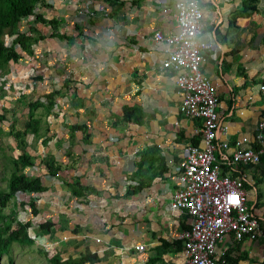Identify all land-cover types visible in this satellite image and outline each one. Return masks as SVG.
<instances>
[{
  "label": "crops",
  "instance_id": "crops-1",
  "mask_svg": "<svg viewBox=\"0 0 264 264\" xmlns=\"http://www.w3.org/2000/svg\"><path fill=\"white\" fill-rule=\"evenodd\" d=\"M118 1L44 0L35 7L61 20L58 32L66 39L49 36L48 25L33 23L44 26L46 37L33 47L32 62L46 61L45 74L58 79L55 89L68 81L45 115L44 134L34 148L26 146L33 164L25 170L46 188L30 195L37 213L30 211L29 197L14 203L24 202L23 220L31 222L32 233L46 219L53 223L36 237L61 260L88 249L100 258L97 264H175L181 223L187 219L169 207L177 186L174 167L197 137L193 130L200 121L179 113L174 75L158 68L165 51L153 33L173 30L174 21L162 7L174 0ZM199 4L203 38L214 43L200 68L216 88L217 137L229 144L246 137L243 145L255 144L251 140L264 117V97L257 89L264 82V0ZM23 63L19 58L14 66ZM124 105L138 109L139 121L112 125ZM74 123L87 126L88 141L80 131L69 132ZM259 144L264 152V138ZM242 170L252 204L262 212L263 231L256 239L227 235L215 251L224 253V264H264V163ZM74 179L96 192L72 196L65 183ZM136 244L143 249H135Z\"/></svg>",
  "mask_w": 264,
  "mask_h": 264
},
{
  "label": "built area",
  "instance_id": "built-area-1",
  "mask_svg": "<svg viewBox=\"0 0 264 264\" xmlns=\"http://www.w3.org/2000/svg\"><path fill=\"white\" fill-rule=\"evenodd\" d=\"M173 8L174 1L171 7H162V12L168 13L174 21L173 30L167 33L156 30L153 33V38L164 45L165 51L158 68L174 75L180 93L179 113L200 121L193 130L197 143L186 145L174 167L177 186L170 195L169 207L184 213L187 219L186 227L179 234L181 249L179 261L175 264H224V253L217 255L215 251L220 239L227 235L234 240L256 239L262 234L260 214L252 204L249 191L243 186L246 175L239 166L257 163L263 149L253 147L252 143L243 145L249 142L246 137H240L232 144L217 137L220 121L216 88L200 68L204 55L214 43L203 38L201 7L202 17L198 22L201 38L190 47L174 43L176 22ZM35 9L47 19L53 17H48L44 9ZM257 89L264 97V82L258 83ZM263 138L264 117L258 121L251 142L259 144ZM18 193L25 198L20 197L17 202L32 195L17 191L15 200ZM134 247L141 250L144 245L136 244Z\"/></svg>",
  "mask_w": 264,
  "mask_h": 264
},
{
  "label": "trees",
  "instance_id": "trees-1",
  "mask_svg": "<svg viewBox=\"0 0 264 264\" xmlns=\"http://www.w3.org/2000/svg\"><path fill=\"white\" fill-rule=\"evenodd\" d=\"M109 2L110 0H104ZM117 4H120V1L117 0ZM255 2V0H253ZM38 5H45L44 0H0V70H3L7 67L8 62L17 60L21 57L19 51L23 53L27 52L28 55L32 50L31 44L36 43L39 39H42V35H35L37 31L34 28L28 27L27 31H20L18 29L19 22L22 18H26L29 15H32V23H40L42 25H48L50 27L49 36H54L58 38L66 39V36L58 32V29L61 25V20L56 18L47 19L41 13L34 11L35 7ZM254 8V5L251 7ZM5 35L12 36L11 42L9 45L4 44L3 37ZM68 80H65L62 83V86L59 89H53L44 94L45 101H35L29 103V108H34L41 106L44 109V115L49 114L52 111V108L55 105V98L63 95L65 91L64 88ZM121 116H115L111 121L112 125L120 122H138V114H134V111L138 110L136 108L128 107L126 105L122 106ZM139 111H137L138 113ZM29 116L32 121L37 123V119H33L31 111H29ZM3 116L0 113V120ZM68 130L72 134L74 131H80L82 133L83 141H88L89 134L87 133V126L85 124L74 123L68 125ZM32 135L36 137H41L42 135L38 134L37 130L33 129L30 131ZM44 141V139H42ZM192 144L197 143V137L193 138L191 141ZM255 148H261L260 144H252ZM25 144L20 146L23 150ZM264 158V152H261L259 160ZM13 168L10 175L7 178L6 187L0 189V212L3 208H6L9 201H15V193L17 191L22 192H42L46 188L41 184L40 178L37 175H29L26 173L25 168L33 164L32 156L25 151H22L15 159H12ZM250 165H241L240 168H244ZM59 167V165H56ZM75 178V177H74ZM69 188L70 194L76 197H85L88 194L95 193L96 190L93 187L85 186L79 183L77 179H74L71 183H65ZM243 186L248 189L249 186L247 183L243 182ZM140 188V185H137L135 189ZM22 202L21 204H23ZM30 211L33 215L37 213L32 201V196H29L27 201ZM17 212L12 211L11 216L7 221L5 220L2 225H0V257L5 254L12 242H17L19 244L30 245L33 243L31 237L27 235V228L31 225L29 220L27 221H15ZM1 218V216H0ZM10 220H14L17 228H11ZM53 226V223L46 219L43 222L38 224V233L40 235L46 234L50 231V228ZM181 227L184 228L186 225L181 223ZM75 230V229H74ZM179 244V242H177ZM161 244H164V241H161ZM46 255V251H41ZM225 259V258H224ZM47 260L51 264H82L88 262L89 264H96L100 261V258L96 253L90 252L86 249L77 257H67L61 260L58 252L53 254L51 257H47ZM149 262V261H148Z\"/></svg>",
  "mask_w": 264,
  "mask_h": 264
},
{
  "label": "rangeland",
  "instance_id": "rangeland-1",
  "mask_svg": "<svg viewBox=\"0 0 264 264\" xmlns=\"http://www.w3.org/2000/svg\"><path fill=\"white\" fill-rule=\"evenodd\" d=\"M38 11V9H35ZM33 18L31 16L22 18L19 22L18 29L20 31H27L28 27L34 28L37 33L35 35H42L46 37L44 32V26L35 28L32 23ZM12 36L5 35L3 37L4 44L9 45ZM40 41L32 43V50L28 55L27 52L23 53L19 51L23 60V64L16 68L13 61L8 62L5 69L0 70V113H2V120H0V189L6 187L7 178L13 168L12 159H15L22 151L28 152V147L33 146L39 137L30 134L33 129L37 130L38 134H44V127L47 125L46 116L44 115V109L41 106L29 108V103L37 101H45L44 94L49 89H55L57 80L53 79L52 76L45 74V62L40 61L33 63L32 58L34 55L33 47L38 45ZM27 59V62L24 60ZM19 60V59H18ZM17 60V62H18ZM44 63V64H43ZM57 103V102H56ZM29 111L33 119H37V123L32 121L29 116ZM25 144L23 150L20 148ZM264 163L261 159L260 162ZM256 164V163H255ZM29 172V170H27ZM257 179V178H256ZM261 179V178H259ZM255 184V183H254ZM24 197L21 193L16 195V201ZM21 202V201H20ZM23 211L15 216V221L23 220L24 208L22 204L16 205V203L9 201L6 208H3L0 212V225L11 216V212ZM262 213V212H261ZM260 213V215H262ZM23 215V216H22ZM17 218L19 220H17ZM264 219V216H262ZM22 219V220H21ZM15 221L10 220L11 228H17ZM36 226L37 224L34 223ZM32 224L27 228V235L32 238L33 243L30 245L19 244L12 242L8 251L1 255L0 264H51L47 257H51L56 252L51 250V245L44 242L41 244L37 232H31L33 229ZM31 235L30 236V233ZM47 247L48 250L45 249ZM41 251H46L44 255ZM97 264V263H96Z\"/></svg>",
  "mask_w": 264,
  "mask_h": 264
},
{
  "label": "clouds",
  "instance_id": "clouds-1",
  "mask_svg": "<svg viewBox=\"0 0 264 264\" xmlns=\"http://www.w3.org/2000/svg\"><path fill=\"white\" fill-rule=\"evenodd\" d=\"M173 14L176 22L174 43L184 47L195 45L201 38L198 22L202 17L199 0H174Z\"/></svg>",
  "mask_w": 264,
  "mask_h": 264
},
{
  "label": "snow or ice",
  "instance_id": "snow-or-ice-1",
  "mask_svg": "<svg viewBox=\"0 0 264 264\" xmlns=\"http://www.w3.org/2000/svg\"><path fill=\"white\" fill-rule=\"evenodd\" d=\"M233 199H236L235 197Z\"/></svg>",
  "mask_w": 264,
  "mask_h": 264
},
{
  "label": "bare ground",
  "instance_id": "bare-ground-1",
  "mask_svg": "<svg viewBox=\"0 0 264 264\" xmlns=\"http://www.w3.org/2000/svg\"><path fill=\"white\" fill-rule=\"evenodd\" d=\"M260 161V160H259Z\"/></svg>",
  "mask_w": 264,
  "mask_h": 264
}]
</instances>
